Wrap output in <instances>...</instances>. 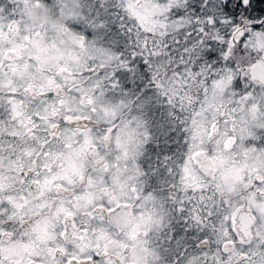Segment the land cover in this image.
<instances>
[{"label":"snow or ice","instance_id":"snow-or-ice-1","mask_svg":"<svg viewBox=\"0 0 264 264\" xmlns=\"http://www.w3.org/2000/svg\"><path fill=\"white\" fill-rule=\"evenodd\" d=\"M0 264H264V0H0Z\"/></svg>","mask_w":264,"mask_h":264},{"label":"clouds","instance_id":"clouds-1","mask_svg":"<svg viewBox=\"0 0 264 264\" xmlns=\"http://www.w3.org/2000/svg\"><path fill=\"white\" fill-rule=\"evenodd\" d=\"M37 15H40V13H37V12H33V13H32V16H33V17H35V16H37ZM42 18H45V19H51V18L46 17V16H43ZM62 47H63L66 51H68V50H71V49H72L73 45L71 44L70 41L65 40V41H62Z\"/></svg>","mask_w":264,"mask_h":264},{"label":"rangeland","instance_id":"rangeland-1","mask_svg":"<svg viewBox=\"0 0 264 264\" xmlns=\"http://www.w3.org/2000/svg\"><path fill=\"white\" fill-rule=\"evenodd\" d=\"M53 21H55V18H51Z\"/></svg>","mask_w":264,"mask_h":264}]
</instances>
